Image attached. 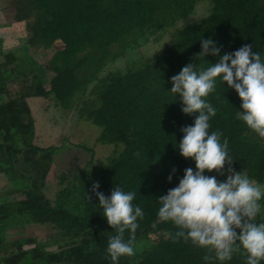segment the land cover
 I'll list each match as a JSON object with an SVG mask.
<instances>
[{
	"label": "trees",
	"instance_id": "trees-1",
	"mask_svg": "<svg viewBox=\"0 0 264 264\" xmlns=\"http://www.w3.org/2000/svg\"><path fill=\"white\" fill-rule=\"evenodd\" d=\"M200 1L27 0V6L19 7L20 21L33 16L27 41L5 50L0 37V175L9 189L8 195H0V264H61L62 257L73 264H112L106 248L115 231L91 192L93 182H99L105 196L114 183L134 191V203L144 213L133 237L134 255L120 257L117 264L205 263L197 247L173 240L175 227L156 217V199L178 184L185 168H195L176 147L181 128L194 117L183 114L179 97L174 100L167 90L170 77L186 64L207 67L217 62L211 55L198 56L200 38L212 37L221 54L249 44L264 56V0H205L212 5L209 14L181 26ZM170 29L175 32L161 50L126 71L105 75L117 59L113 45L138 49L159 42ZM59 42L63 47L56 48ZM34 47H55L47 65L35 57ZM9 85L20 86L19 92L9 91ZM224 87L218 82L207 97L216 108L210 131L215 127L227 138L232 166L264 183V141L238 119L240 98L226 82ZM30 97L54 98L80 121L102 128L98 142L116 146L117 158L91 172L89 156L83 169L62 176L65 185L49 198L48 177L61 149L36 143ZM16 194L26 198L17 200L12 197ZM32 224L48 225L53 229L50 238L11 239L12 230L25 236ZM128 235L125 231V239ZM237 255L231 264H245V256Z\"/></svg>",
	"mask_w": 264,
	"mask_h": 264
},
{
	"label": "clouds",
	"instance_id": "clouds-1",
	"mask_svg": "<svg viewBox=\"0 0 264 264\" xmlns=\"http://www.w3.org/2000/svg\"><path fill=\"white\" fill-rule=\"evenodd\" d=\"M15 1V22H23L17 16L21 14L19 7L27 6V0ZM0 5L2 28L11 24H5L6 8ZM32 17L26 20L27 27ZM200 45L198 56L205 59L211 55L217 57V62L206 60L207 67L186 64L170 77L172 86L167 90L174 100L179 97L182 113L194 117L191 125L181 128L183 135L176 147L183 158L194 161L195 168H185L178 184L156 199L159 203L156 217L175 227L173 240L181 239L201 251L205 261L201 264H231L239 258L238 252L245 256V264H261L264 261V183L247 170L232 166L234 160L229 154L227 138L215 127L210 131L209 121L216 115V108L207 97L216 92L218 82L223 87L226 82L227 88L235 90L241 101L238 119L264 141V56L253 51L249 44L221 54V46L212 37L200 38ZM47 50L50 49H44L43 53ZM19 90L13 91L14 94ZM33 99L38 100L30 97L27 101ZM45 99L62 109L54 98ZM118 155L103 166L110 165ZM206 170L225 178L218 180L217 175L205 174ZM175 171L173 168L172 173ZM168 180L171 182V174ZM114 184L108 196L98 190L99 182H93L91 192L98 199L103 217L115 231L108 238L106 252L112 264H117L120 257L134 255L133 237L144 213L139 204L134 203V191H125L122 184ZM87 197L90 201L88 193ZM14 230L12 240L20 236L19 229ZM125 231L129 234L127 239ZM55 250L59 251L58 247ZM59 259L61 264H73L64 257Z\"/></svg>",
	"mask_w": 264,
	"mask_h": 264
},
{
	"label": "rangeland",
	"instance_id": "rangeland-1",
	"mask_svg": "<svg viewBox=\"0 0 264 264\" xmlns=\"http://www.w3.org/2000/svg\"><path fill=\"white\" fill-rule=\"evenodd\" d=\"M0 4H4L6 8L5 24H11L0 28V37L3 38L4 49L7 50L21 42L27 41L26 37L28 34L30 35L31 31L27 29L26 21L15 22V0H0ZM211 7L212 5L209 1H200L196 5L194 13L185 18V20H182L180 25L183 26L189 22L203 18L209 14ZM174 32L173 29H170L159 42H151L138 49L123 48L119 44L113 45L112 47H114L116 52L114 56H117V59L106 69L105 75L111 71H126L130 65H136L142 59L151 57L153 53L161 50L170 42ZM61 47H63L62 42L56 44V48ZM33 51L36 57L40 59L39 62L47 65L53 57L55 47H51L45 53H43L44 48L34 47ZM17 88H20V86L9 85V91H16ZM75 102L77 104L80 103V98H75ZM29 104L36 119L37 134L35 140L38 146L42 148L55 146L61 149L54 157V165L48 177L45 192L49 198L54 199L57 192L65 185L62 176L64 174L70 176L83 169L88 162L89 156L92 158V165L90 164L89 169L91 172H97L96 170L101 169L115 155V146L98 142L103 129L90 122L80 121L75 111L58 109L55 102L46 100L45 98L33 99L29 101ZM78 146L88 148L91 152ZM8 190L6 179L0 175V194H5ZM12 197L17 200L26 198L21 194ZM52 232L53 229L46 224H32L27 228L25 236H19V238L36 237L47 240L50 238ZM32 247L30 246V248ZM69 260L73 262L71 259Z\"/></svg>",
	"mask_w": 264,
	"mask_h": 264
},
{
	"label": "crops",
	"instance_id": "crops-1",
	"mask_svg": "<svg viewBox=\"0 0 264 264\" xmlns=\"http://www.w3.org/2000/svg\"><path fill=\"white\" fill-rule=\"evenodd\" d=\"M0 6H1V5H0ZM2 17H3V15L1 14V15H0V23H2V19H1ZM14 231H15V230H12V232H14Z\"/></svg>",
	"mask_w": 264,
	"mask_h": 264
}]
</instances>
